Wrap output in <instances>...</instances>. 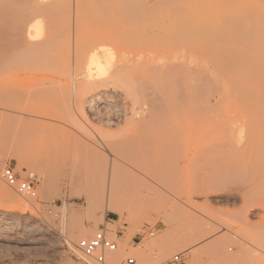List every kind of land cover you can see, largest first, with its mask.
<instances>
[{"label":"rangeland","instance_id":"374dc122","mask_svg":"<svg viewBox=\"0 0 264 264\" xmlns=\"http://www.w3.org/2000/svg\"><path fill=\"white\" fill-rule=\"evenodd\" d=\"M32 2L22 0V13ZM228 5L67 0L46 11L57 26L53 59L26 46L0 60V98L22 106L0 108V181L13 195L0 188V264H101L77 248L98 231L117 245L103 264H170L176 254L179 264H264V35L253 27L246 36ZM101 46L116 52L112 74L122 72L87 83L88 56ZM160 87L178 90L165 107ZM168 125L172 137L178 129V156L174 146L139 153ZM99 144L122 166V216L91 187L103 173L87 176L85 147ZM154 161L178 169H135ZM6 165L36 181L34 197L4 182ZM125 168L137 175L123 177Z\"/></svg>","mask_w":264,"mask_h":264},{"label":"bare ground","instance_id":"6f19581e","mask_svg":"<svg viewBox=\"0 0 264 264\" xmlns=\"http://www.w3.org/2000/svg\"><path fill=\"white\" fill-rule=\"evenodd\" d=\"M66 2H67V0H33L30 7L28 8V12L22 13L23 12L22 0H0V60L11 57V56L22 54V47H26V46L29 47V49L30 48H37V49H35V51L38 50V51H36L37 53L42 52L41 55L47 56L48 59H51V58L53 59V57H54L53 55L55 52V49H54L55 40H54V38H56L55 33L57 31V26L55 25L53 20L51 18H49L48 15H46V11L51 12L53 9L56 8L57 5L61 6ZM228 3H229V5H228L229 17L232 18L233 20L243 22V24L241 23L242 24L241 28L243 27L245 30H247V32L248 31L250 32V35H253V36H255V34H256V33L254 34L253 31L257 32L258 30H256V29H260V32H257V33H259L260 35L261 34L264 35V0H228ZM24 11H26V10H24ZM236 26H238V24ZM253 27H255L256 29L253 30L252 29ZM240 31L242 32V29H240ZM249 32H248V35H246V36H250ZM246 36L244 38H247ZM253 36H250V37H253ZM253 45H256V44H253ZM256 48H257V46H251V47L243 46L242 48H239V49H242V51H244V53H247V52H251L252 49L256 50ZM90 54L91 55L88 56L89 59H87V60H89L86 64V66L88 65L86 67L87 69H85V72H83L84 76L89 79V82H87V83H92V82L93 83H105V82H108L109 80L113 79L115 76L116 77L119 76L120 72H122V71H120V72L116 71L117 72L116 74H112L113 73L112 69H113V66L115 63V59H116V52L111 47L109 48L108 46H101L100 48L93 50V52ZM41 55L39 53V56H41ZM247 58H249V57H247ZM50 62L52 64L53 61L50 60ZM244 62H245V60H244ZM242 64H244V63H242ZM230 66H231V64H230ZM245 67L243 69H245ZM241 69H242V67H241ZM238 70H240V69L238 68ZM242 71H244V70H242ZM245 71H246V69H245ZM232 78L235 79V77H232ZM226 79H228V78H226ZM233 80H231V81H233ZM226 83H228V82H226ZM241 83L243 84V82H241ZM224 86H226V85H224ZM248 86H251V84ZM229 87H231V86H229ZM229 87H227V88L229 89ZM252 87H253V85H252ZM72 88L74 91V86ZM169 88L170 87H168V89L166 88L164 90V89H161V87H160L161 92H159L158 94H159L160 99L162 101V105H160L159 107L167 106L168 98H169L168 92L173 91L172 89L174 87L170 88V89ZM259 88H260V86H259ZM230 89H232V88H230ZM222 90L226 91L224 89H222ZM176 91H178V90H176ZM53 92H54V86L52 85L49 89L50 96H53ZM240 92H241V90H240ZM229 94H230V92H229ZM145 96H147V95H145ZM230 97L228 96V98H226V97H224V98H226V100H227ZM219 99H221V98H219ZM92 100L93 99H91V101ZM216 101H217V99H216ZM136 104H134V105H136ZM224 104H226V103L224 102ZM143 105H145V104H143ZM103 106H104V104H98L97 105L98 108L99 107L101 108ZM0 108H3V109H22V106L17 101L10 100V99H8V97L3 96L0 98ZM131 108L133 110V113L136 115L139 111H141V110H139L138 112H136L137 109H139V108L135 109L133 105ZM154 109H155V107L153 108V110ZM99 110H101V109H99ZM164 111L167 115L178 114V107L176 109H174L173 111L172 110H169V111L164 110ZM105 112L106 111H104V112L101 111L99 114L102 113V115H104ZM142 113L143 112L140 113L141 116H145L146 113L144 112L143 113L144 115H142ZM137 116L139 117V115H137ZM106 117H108V116H106ZM107 119L109 120V117ZM170 129H171L170 125L165 126L161 130L159 137H157L158 140H155V141L152 140L151 136H149V138H146V140L144 141L145 143L143 145L144 147L141 148L139 153H143V154L148 155V153H151V151H154L155 148L165 150V148L170 149V147L172 148L174 146V148L177 150L176 153L175 152L174 153L176 156H178V129H177V131L175 130L176 132H174L173 137H172V133L166 134L167 131H169ZM104 147L107 148V146L105 144L103 146L99 144L98 146L96 145V146H86L85 147V154H84L86 157L85 159L90 161L89 165L87 166V170H88L87 176L91 175L95 171L103 173V180L100 181V184L97 185V184L91 183V187L93 189H100L99 191L101 193V198H102L103 204L105 202V197L106 198L108 197L107 202H106V207L108 210L122 216L123 213L126 211V208L119 205V203L115 197V194H114L116 187H117V183H118V179L116 178V172L118 169H121L122 166L119 164L118 159L114 158V157H116L114 154H113L112 159H108V156L105 155V153H104V151H105ZM165 152H166V150H165ZM165 154H167V153H165ZM177 159H178V157H177ZM177 162H175L176 163L175 167H172V166L171 167H165L164 163H161V162L155 163V161H154V163L151 165H149L150 163L149 164L147 163L149 166H145L144 168H140L139 166H137V168H135V169L136 170L141 169L143 171H146V170L149 171V170L156 167V169L159 171H163L166 173H171V172L174 173L176 171V169H178V163ZM124 164H127V163L125 162ZM131 168L130 169H128V168L124 169L125 174H123L124 175L123 177H125V176H136L137 175V173L135 171L131 170ZM141 174H143V173L141 172ZM0 188L5 191L6 196L13 197L11 191H8L4 187V185L2 184L1 181H0ZM86 199L89 202L90 199L88 200L87 196H86ZM79 236L81 237V234ZM76 238H74L72 236L67 237L66 243L68 244V246L73 248V244H74Z\"/></svg>","mask_w":264,"mask_h":264},{"label":"built area","instance_id":"2783aa9c","mask_svg":"<svg viewBox=\"0 0 264 264\" xmlns=\"http://www.w3.org/2000/svg\"><path fill=\"white\" fill-rule=\"evenodd\" d=\"M1 177L4 182L13 188L19 195L25 197H34L36 195V181L30 176L21 178L14 167L6 165L1 169ZM152 234V232L150 233ZM77 248L85 254L93 257V259L103 264L108 252H113L117 245L109 238L105 232L98 231L88 239H82L77 243ZM181 255L176 254L170 260V264H179ZM125 264H137L134 258H128Z\"/></svg>","mask_w":264,"mask_h":264}]
</instances>
